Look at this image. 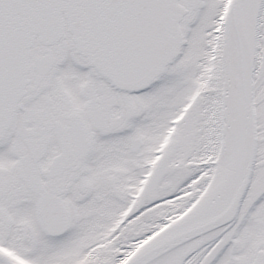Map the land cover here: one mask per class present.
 I'll use <instances>...</instances> for the list:
<instances>
[{
    "label": "snow or ice",
    "instance_id": "obj_1",
    "mask_svg": "<svg viewBox=\"0 0 264 264\" xmlns=\"http://www.w3.org/2000/svg\"><path fill=\"white\" fill-rule=\"evenodd\" d=\"M0 264H264V0H0Z\"/></svg>",
    "mask_w": 264,
    "mask_h": 264
}]
</instances>
